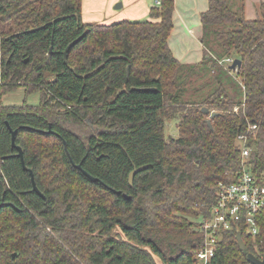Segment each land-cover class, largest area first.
<instances>
[{
	"label": "trees",
	"instance_id": "obj_1",
	"mask_svg": "<svg viewBox=\"0 0 264 264\" xmlns=\"http://www.w3.org/2000/svg\"><path fill=\"white\" fill-rule=\"evenodd\" d=\"M83 1L0 0V264H199L201 221L218 184L238 181L237 136L249 126L257 130L246 164L264 178V3L249 20L245 0H208L204 59L193 65L169 47L175 0H159L147 20L108 25L84 22ZM215 46L241 62L227 71L243 95L220 85L187 102L185 84ZM21 81L43 87L40 108L2 104ZM89 117L94 130L83 136ZM172 121L176 138L166 137ZM257 223L255 236L245 226L224 233L209 264L262 260L264 210Z\"/></svg>",
	"mask_w": 264,
	"mask_h": 264
},
{
	"label": "rangeland",
	"instance_id": "obj_2",
	"mask_svg": "<svg viewBox=\"0 0 264 264\" xmlns=\"http://www.w3.org/2000/svg\"><path fill=\"white\" fill-rule=\"evenodd\" d=\"M159 0H84L82 6L83 20L88 23H112L122 20L143 21L149 17V9L156 7ZM202 0H178L177 10L181 13L186 21V25L180 20L174 19V29L171 34L172 49L178 53L181 61L197 63L201 61V45L198 40L199 16L198 10L201 9ZM118 4L122 7L116 9ZM205 7V3L203 4ZM192 29L193 33L188 30ZM209 40L206 41L207 46ZM204 46V45H203ZM212 57L206 60L204 65H199L195 70V74L185 84L187 93L185 100L187 102H199L207 98L209 95L223 85L226 92L240 99L243 92L240 87V80L233 72L227 71L231 66L226 61L222 49L218 46L213 47ZM205 58H208L206 56ZM213 71H217V76L213 77ZM24 79V78H23ZM22 79V80H23ZM41 90L43 87L33 86L27 82L21 81L16 84L13 91L8 92L2 99L4 106L13 108H40L42 106ZM54 107V106H51ZM56 116L65 118L66 111L56 108L53 110ZM87 128L81 131L83 136L89 135L94 128L91 127L90 117L85 120L84 124ZM80 132V130L78 129ZM178 136L177 121L168 122L166 124V137L176 138ZM160 264V260L156 258Z\"/></svg>",
	"mask_w": 264,
	"mask_h": 264
},
{
	"label": "built area",
	"instance_id": "obj_3",
	"mask_svg": "<svg viewBox=\"0 0 264 264\" xmlns=\"http://www.w3.org/2000/svg\"><path fill=\"white\" fill-rule=\"evenodd\" d=\"M157 5H160L159 1ZM226 61L231 65L234 63L232 58ZM234 111L238 113L239 108ZM256 130V126H249L247 133L242 132L237 136L243 162L242 171L236 183L218 184L216 203L211 216L201 221L200 229L204 243L196 255L199 264L212 262L224 233L241 230L242 226H245L252 236L259 231L257 216L264 210V178H255L246 164L251 154V136Z\"/></svg>",
	"mask_w": 264,
	"mask_h": 264
},
{
	"label": "water",
	"instance_id": "obj_4",
	"mask_svg": "<svg viewBox=\"0 0 264 264\" xmlns=\"http://www.w3.org/2000/svg\"><path fill=\"white\" fill-rule=\"evenodd\" d=\"M121 7H122V4H118V5L116 6V9H119V8H121ZM61 19H62V18H61ZM58 20H60V19H58ZM58 20L53 21L52 24H54V23H55L56 21H58ZM82 38H83V36L79 37L78 39H76L74 42H72V43L67 47V49H66L65 52H64V59H65V61H66V58H67V55H68L69 51H70L74 46H76V45L82 40ZM50 49L52 50V47H51ZM240 65H241V62H240L239 60H234V63L231 65L230 69L233 70V71H235ZM142 91H148V92H149V91H152V92H155L156 90H155V89H142ZM202 112H203L204 114H206V115H209V110L206 109V108H203V109H202ZM216 115H217L216 113H212V114L210 115V118H209V119L207 120V122H206L210 128H212L211 119H212L213 117H215ZM16 135H17V131H12V145H13V147H15V148L18 150V156H19L20 159L22 160V163H23V167H24V169H26V167H25V163H24V153H23V150H22L21 147H18V146H16V144H15ZM65 148H66V143H65ZM78 167L81 168L80 166H78ZM142 169H143V168H135V169L132 171V173L130 174V179H129V184H130V186L133 185V180H134L135 175H136L138 172H140ZM30 174H31V177H32V182H33L34 190H35L36 192H38V193L42 196V194L39 192V190H38V188H37V186H36V183H35V181H34V176H33L32 171H30ZM88 177L91 178L90 176H88ZM91 179H92L93 181H97V180L94 179V178H91ZM118 194H120V192H118ZM125 196H126V195H125ZM126 197H127V196H126ZM238 246L240 247V249H241L242 251H245V250H246V245H245L244 241H243L240 237L238 238ZM248 260H249V262L252 263V264H264V258H263L262 260H260V259H258L257 257H255L253 254H249V255H248Z\"/></svg>",
	"mask_w": 264,
	"mask_h": 264
},
{
	"label": "crops",
	"instance_id": "obj_5",
	"mask_svg": "<svg viewBox=\"0 0 264 264\" xmlns=\"http://www.w3.org/2000/svg\"><path fill=\"white\" fill-rule=\"evenodd\" d=\"M264 3V0H245V16L247 19L249 20H253L257 17V6L260 4V3ZM205 3V7H203V4ZM177 4H178V0H175V11H174V19L177 21V20H180L183 25H186V21L184 20V17L181 15V13L177 10ZM201 9L198 10V14H201L203 12H205L207 9H208V0H202L201 2ZM150 11V9H149ZM200 16H199V30H200V33L198 34V40L200 41L201 39V35H202V26H201V19H200ZM82 19H83V12H82ZM84 21V20H83ZM85 22V21H84ZM88 23V22H86ZM91 23V22H90ZM98 23V22H97ZM114 23V22H112ZM112 23H108V24H112ZM98 24H106V23H98ZM106 24V25H108ZM190 33H193V30L192 29H189L188 30ZM172 34V33H171ZM169 47L173 53V55L181 62V63H185V64H195V65H198L200 64L203 59H204V51H203V45H201V53H202V58H201V61H197V63H190V62H187V61H181L179 56H178V53L174 52L173 49H172V42H171V35H170V38H169Z\"/></svg>",
	"mask_w": 264,
	"mask_h": 264
}]
</instances>
